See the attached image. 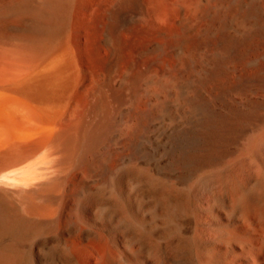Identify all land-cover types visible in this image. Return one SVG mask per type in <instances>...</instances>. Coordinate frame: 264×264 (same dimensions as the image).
<instances>
[{
    "label": "bare ground",
    "instance_id": "obj_1",
    "mask_svg": "<svg viewBox=\"0 0 264 264\" xmlns=\"http://www.w3.org/2000/svg\"><path fill=\"white\" fill-rule=\"evenodd\" d=\"M0 177V264H264V0H0Z\"/></svg>",
    "mask_w": 264,
    "mask_h": 264
},
{
    "label": "rangeland",
    "instance_id": "obj_2",
    "mask_svg": "<svg viewBox=\"0 0 264 264\" xmlns=\"http://www.w3.org/2000/svg\"><path fill=\"white\" fill-rule=\"evenodd\" d=\"M5 240V238H2ZM7 240V239H6ZM103 251L97 252V261H100L102 259Z\"/></svg>",
    "mask_w": 264,
    "mask_h": 264
},
{
    "label": "snow or ice",
    "instance_id": "obj_3",
    "mask_svg": "<svg viewBox=\"0 0 264 264\" xmlns=\"http://www.w3.org/2000/svg\"><path fill=\"white\" fill-rule=\"evenodd\" d=\"M3 178L2 177H0V180H2Z\"/></svg>",
    "mask_w": 264,
    "mask_h": 264
}]
</instances>
